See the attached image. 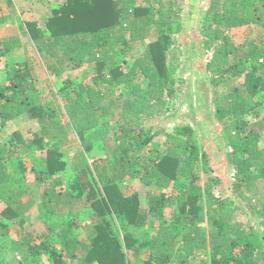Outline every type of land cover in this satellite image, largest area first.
I'll return each mask as SVG.
<instances>
[{"label":"trees","instance_id":"trees-1","mask_svg":"<svg viewBox=\"0 0 264 264\" xmlns=\"http://www.w3.org/2000/svg\"><path fill=\"white\" fill-rule=\"evenodd\" d=\"M184 8L181 0H67L44 27L26 20L23 32L51 75L95 65L93 84L70 81L71 86L51 91L62 100L58 106L43 95L23 37L0 38V58H6L0 84V264H40L42 256L54 264H264V193L249 194L264 182V110L254 99L264 92V39L236 45L229 34L245 25L264 28V0H210L201 18L203 48L215 50L207 64L212 84L244 78L229 104L225 96L216 101L217 145L227 150L233 169L228 195L215 191L223 180L211 175L213 151L203 148L191 124L176 125L164 131V139H155L161 133L156 120L183 90L176 76L181 52L176 37L185 30ZM219 38L222 44L215 42ZM138 41L144 49L123 64L120 54L127 55ZM20 48L26 53L22 61L13 55ZM232 59L229 66L222 63ZM210 94H205L208 103ZM24 114L40 130L6 136L3 129ZM71 132L79 135L83 151L74 165L77 179L66 186L62 149ZM95 138L106 154L92 163L88 153ZM27 172L45 186L39 201L27 197ZM126 177L153 188L146 192L147 206L140 191L123 189ZM77 203L99 220L89 244L80 245L73 221L58 219ZM35 205L47 227L59 228L60 247L45 234L39 243H32L28 231L22 241L8 237V222L23 229ZM169 208L170 221L160 220ZM157 220L148 239L135 235L134 227ZM201 254L206 258L199 260Z\"/></svg>","mask_w":264,"mask_h":264},{"label":"rangeland","instance_id":"rangeland-1","mask_svg":"<svg viewBox=\"0 0 264 264\" xmlns=\"http://www.w3.org/2000/svg\"><path fill=\"white\" fill-rule=\"evenodd\" d=\"M67 0H0V17H6L5 22L0 21V38H8L12 35H21L27 46L29 54L34 58L36 78L39 80V84L43 91L45 98L51 102H54L57 106L61 99L55 100L51 91L59 92L64 86H71V83L93 84L95 76L97 75L95 65L85 64L83 67L66 71L61 77H55L47 70L45 61L39 56L33 42L27 34L23 32L22 25L26 20H37L39 25L44 27L47 19L51 16L53 9L65 3ZM185 6L183 11V23L185 30L177 35L176 39L180 46V59L178 61L179 68L176 76L183 80V90L177 94L176 99L171 106L164 108V112L161 113L158 120H156L157 129L161 133L155 139H164L167 133L173 131L174 127L179 124H191L195 128V132L198 137L199 143L204 149L211 148L213 151V171L211 175L216 178L222 179L223 182L216 187L217 193L228 195L230 181L232 180L233 169L229 167L226 160L227 150L222 148V145H217L219 140V126L220 123L216 118V110L218 109L217 100H222L224 96L226 104H229L234 99V92L237 87H241L243 83V76H236L225 80L221 85L215 86L209 79L210 70L207 68L210 59L214 57V49H204L203 39L204 36L200 33L202 27L201 18L203 12L207 9L210 0H181ZM229 34L232 37L236 45L244 44L248 39H253L256 42H262L264 39V28L258 25H245L229 30ZM145 43L148 40L144 41ZM142 41L134 42L132 49L127 55L120 54L119 58L123 60V64L132 63L134 58L142 52L145 43ZM215 42L222 44L223 40L215 39ZM264 45L261 44V47ZM16 60L22 61L26 58V53L23 48L16 50L13 53ZM6 58H0V84L3 82L1 78V69L4 67ZM233 62L229 60L224 66H229ZM223 66V67H224ZM51 85V86H50ZM210 94L208 98L205 97L206 93ZM216 92V94H215ZM53 99V100H52ZM258 100L257 105H261V109L264 110V92L261 91L254 98ZM176 101H178L176 103ZM222 104V103H220ZM40 125L36 120H32L28 115L24 114L21 117L9 122L7 128L3 129V133L7 136L15 130H21L26 136H32L33 133L40 130ZM165 131V132H164ZM95 147L89 154L90 161L93 163L95 159L105 156V151L102 148V141L94 139ZM261 146L264 147V132L262 134ZM64 151V157L67 161V167L63 172V180L66 186L72 184L78 176L79 170L74 168L75 163L80 159V153L83 151L82 141L79 135L75 132H71L69 141L62 149ZM35 151H33L34 153ZM88 156V155H87ZM30 156L25 158V161L30 166ZM26 187L28 196H33L36 200H40L41 194L44 190V184H39L35 178V175L31 172H27ZM257 187H253L249 194H258L260 197L264 193V182L259 181ZM123 189L131 194L135 191H140L143 197V205L147 206L146 192L152 187L143 185L142 181L137 178L126 177L122 181ZM4 204L0 202V213L3 210ZM58 215L59 221L65 223L67 220L73 221V234L80 241V245L89 244L95 236L94 223L98 220L97 216L93 214V210L90 207H84L83 203H77L76 206L68 212ZM172 210L169 208L166 210L165 216L160 220L171 219ZM2 220L0 214V221ZM240 221H247L245 216H239ZM9 223L6 227V232L11 240L22 241L24 240V231L31 232L33 235L32 243H39L42 234H45L47 240H50L56 247H60L59 238L56 231L51 230L44 224L38 217V208L35 205L28 213V219L24 224V228L21 229L17 222ZM151 221L149 224L142 227H134L133 231L135 235L140 238L148 239L155 232V226L159 221H155V225ZM77 225V226H75ZM206 226V225H204ZM1 229V225H0ZM80 249L82 248L79 246ZM81 251V250H79ZM9 254L8 257H10ZM131 256V255H130ZM19 258V256H17ZM47 257V256H46ZM42 256L40 264H54L52 260ZM66 258V257H65ZM206 258L204 254L199 256V260ZM68 260V258H67ZM73 264V262H70ZM134 264H142L139 260H134Z\"/></svg>","mask_w":264,"mask_h":264}]
</instances>
